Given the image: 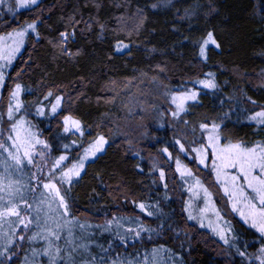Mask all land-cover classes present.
Here are the masks:
<instances>
[{
  "label": "trees",
  "instance_id": "obj_1",
  "mask_svg": "<svg viewBox=\"0 0 264 264\" xmlns=\"http://www.w3.org/2000/svg\"><path fill=\"white\" fill-rule=\"evenodd\" d=\"M33 21L39 36L28 30L6 73L0 101L10 85L20 83L27 109L26 115L20 111L15 118L23 117L26 127L48 143L51 159L67 155L68 167L98 136L107 140L71 188V215L56 217L61 224L70 222L56 242L62 249L69 228L76 244L88 245L87 251L74 253L75 264L93 257L96 264L101 257L104 264H259L254 255L262 238L255 228L235 213L227 214L229 242L213 235L224 248L219 253L203 235L213 232L188 218L186 193L176 190L178 180L166 175L165 189L148 155L158 156L168 148L175 159L180 155L176 139L190 155L187 143L201 136L200 123L220 124L232 142H264V127L249 119L264 108V0H38L13 14L0 9V35ZM209 30L215 31L221 48L210 46L204 60L196 41ZM62 32L68 34L63 44ZM209 78L216 88L197 83ZM187 89L199 93L197 100L187 102L182 120H174L169 94ZM49 91L53 95L45 99ZM56 96L62 97L61 105L52 114ZM8 104L0 106L7 130L14 122L8 121ZM37 107L45 114L38 115ZM65 116L80 121L84 134L65 133ZM128 122L137 130L124 127ZM7 130L0 142L10 146ZM186 164L207 183L205 170ZM33 169L24 168L22 184H28ZM173 190L175 198L170 197ZM25 197L35 207L40 194L34 198L26 191ZM138 203L150 204L155 216L145 215ZM131 219L153 231L133 239L140 229L128 224ZM48 226L54 227L51 222ZM29 228L17 232L29 236L39 231L35 221ZM20 243L22 249L11 264H23L26 257L32 264H47V257L32 253L46 246L43 240Z\"/></svg>",
  "mask_w": 264,
  "mask_h": 264
},
{
  "label": "snow or ice",
  "instance_id": "obj_2",
  "mask_svg": "<svg viewBox=\"0 0 264 264\" xmlns=\"http://www.w3.org/2000/svg\"><path fill=\"white\" fill-rule=\"evenodd\" d=\"M2 3H4V0H0V4ZM36 4L37 0H15L16 8ZM8 10L11 12L13 8L9 7ZM28 30L36 32L39 36L35 21L26 23L19 30L8 32L7 39L12 40L11 44L6 43L5 36H0V61H3V63H0V87H5V69L12 64L17 54L20 53ZM60 36L63 44L67 40L68 34L62 32ZM196 45L199 48V56L204 60L207 59L210 46H215L216 49L221 48L214 30L206 31L205 35L196 41ZM120 47L121 45L118 44L117 48ZM123 47H127V45H123ZM17 75L19 76V72ZM207 75L212 77L213 74L208 73ZM197 83L205 88H216L213 79L199 80ZM22 91H24L22 85L16 83L9 97L7 118L8 121L14 122L7 130L9 133L7 140L12 143L10 146H6L4 142H0V264H11L13 257L17 255V250L22 249L21 241H35L37 239L43 240L46 246L39 252L33 249V257L36 255L45 256L47 257V264H75L74 253L80 250L87 251L88 245L76 244L73 233L69 228L68 236L65 239V247L62 249L56 242L61 240L60 232L70 222L65 219L64 223L61 224L56 217L64 218L71 215V188L77 179L81 177L86 162L89 161L90 157H95L97 153L103 150L107 140L102 135L98 136L89 144L88 148L84 149L83 155L79 156L70 167L64 164L69 159L67 155H60L54 160L51 159L46 152L50 147L46 141L40 140L38 136L31 133L25 137L20 135L19 129L25 121L23 117L16 119L15 114L25 108L23 101L20 99ZM52 95L53 93L49 91L45 99ZM169 95L171 103L175 105V110L170 113L171 117L174 120H182L181 114L187 112V102L196 101L199 93L194 89H187ZM61 100L62 97L56 96V102L51 106L52 114H56L61 105ZM253 103L255 102L253 101ZM37 114L44 115V108L37 107ZM249 119L264 127V108L255 112ZM2 120L3 116H0V121ZM183 123L187 124L188 121H183ZM63 124L65 133L75 130L81 135L84 134L78 120L65 116ZM199 128L202 132L207 133V144L192 149L196 153L194 160L207 166L206 161L209 158L211 159L215 182L222 187L228 202L231 204L232 211L239 213L245 223H249L252 228L260 233L262 243L258 249L259 255L256 259L259 260V264H264V142H256L252 146H247L243 141L232 142L226 135H223L221 125L215 122L211 126L208 123H200ZM2 131L3 129H0V132ZM225 140H227V143L223 142ZM74 143L75 141H73ZM175 144L179 146L180 153L188 151L185 144L179 139L175 140ZM37 145H42L44 151L37 152ZM68 147V145H64L65 149ZM209 150L211 151L210 157ZM163 152L168 153L169 157L172 156V153L168 152V148H164ZM37 156L40 158L39 162L36 161ZM176 166V170L180 172L182 177L192 175L190 169L184 167L182 170L179 156L176 157ZM26 167L36 169L31 172L27 185L22 184L20 179L16 178ZM46 168L47 171H45ZM153 169H156L155 164ZM159 176L161 180L165 178L162 168L159 169ZM196 184L202 188L206 202L211 203L212 193L207 187L203 186L201 181L197 180ZM26 191L31 192L34 198L36 193L40 194V198L35 200V207L26 199ZM133 203L136 202L133 201ZM21 205H23V209ZM137 206L140 210L146 211L144 203H138ZM22 211L29 214L35 213V215H22ZM202 211L205 210L202 209ZM213 211H215L217 218H222L219 210L215 209L214 206ZM147 215L152 216L153 213L147 212ZM188 218L194 219L195 217L189 214ZM34 221L39 231L33 232L29 236L18 234L17 229L21 225L23 226L21 232H27ZM49 222L54 227H49ZM111 224V220L106 222L105 231L110 230ZM209 226L211 227V224ZM80 227L83 229L84 225ZM128 231L131 233L132 230L129 229ZM151 231L153 230L144 228L141 225L140 230L135 232L133 239L138 238L141 232ZM213 231H217V229L213 228ZM218 234L225 243L229 242L223 230H219ZM125 239L123 236L120 237L121 241H125ZM237 251L240 256H245L244 252H240L239 249ZM23 264H32V262L26 257ZM84 264H96V258L93 257L92 261H86ZM99 264H104L103 257L100 258ZM112 264H119V262L113 261Z\"/></svg>",
  "mask_w": 264,
  "mask_h": 264
},
{
  "label": "rangeland",
  "instance_id": "obj_3",
  "mask_svg": "<svg viewBox=\"0 0 264 264\" xmlns=\"http://www.w3.org/2000/svg\"><path fill=\"white\" fill-rule=\"evenodd\" d=\"M37 2H38V0H37ZM33 6L34 5H29V6L22 7V8H16L15 7V0H4V3L0 4V9H3L5 11L9 12V10H8L9 7H12L13 11H11L9 13L13 14V12H15L16 10L24 9V8H32ZM11 31L12 30H10L9 32H11ZM7 33L1 34L0 36H5L6 37V43L11 44L12 40L7 39ZM0 63H3V61H0ZM9 68H10V66L5 69L6 73L9 70ZM14 87L15 86L12 87L10 85V88L7 89V93L5 94L3 99L0 101V106H3L5 103L7 104L9 102L10 92L14 89ZM0 89H1V87H0ZM21 95H22V93H21ZM20 99H21V96H20ZM53 100L54 101L52 104H54L56 102V98ZM170 102H171V100H170ZM13 103H15V102L13 101ZM128 103H130V102L128 101ZM171 105H172V109L175 110V105H173L172 103H171ZM25 109H27V108L25 107L24 109L21 110L23 112L22 113L23 115H26ZM58 109H57V111H58ZM72 119H74V118H72ZM74 120H76V119H74ZM128 126L131 128H135L137 130V127L134 123L131 124V122H128V123L124 124V127H128ZM29 127L30 126L26 127L25 123L22 125V127L19 129L21 137H25V136L29 135V133L35 134L36 136H38L37 132L35 133V131L30 129ZM0 129H3V131L0 132V139H1L3 137L5 131L7 130V128L4 127V124L2 123V121H0ZM72 131L76 132L75 130H72ZM200 134H201V136L199 137L198 140L191 141L188 143L186 142L187 148L192 150V149L200 147L202 144L203 145L207 144V133L202 132ZM39 139L44 141L43 138L41 139L39 137ZM11 143L12 142H10V145H11ZM191 143H193V144H191ZM178 148H179V146H178ZM36 151L37 152L44 151L43 146L37 145ZM159 152L160 153L158 154V156H149L148 155L149 159L151 160L152 166L154 164L156 165V169L155 170L153 169V170H154V173L157 174L159 182L166 189V187H167L166 177L163 180H161L160 176H159V169H161V168L164 170L165 176L167 175L168 177H171V178L178 180L176 190L180 189V190L185 191V193H186V200L184 202V205L186 207V212H188V215L191 214V216L195 217L194 219L196 221H198L200 225L207 227L208 230L210 229L209 231L213 232L212 234H209L208 232L203 233V235L215 247V249L218 250L219 253H223L224 248L221 247L217 243V241L213 238H214V236H216V238H218V237L220 238V235L218 234L219 230H223L224 234L226 236H227V233L230 232L229 229L231 228V225H230L229 221L227 220V218H229V217H226L227 214L235 213L238 217L241 218V216L239 215V213L232 211L231 204L228 202V198L224 194L222 187H220L219 185L216 184L214 173H212V161H211V159L209 158L206 161L207 166H205V165L199 164L198 161L194 160V157L196 156V153L194 151H192V153L190 155L183 153L185 155V157H187L188 159H186L183 155H181V153H180V155H176V156H179V158L181 156L180 162H181L182 170L184 167L190 169L188 167V165L186 164V162L195 163V165L197 167V171L201 172V171L205 170L207 172V174H206V178H207L206 182L207 183L205 184L203 182V178L198 176L197 174H195L191 169H190L192 172L191 176L185 175L182 177L180 172H178L176 170V167H177L176 166V158L172 160V158L168 156V153L163 152V149H161V151H159ZM148 153L150 154V151ZM210 156H211V151L209 150V157ZM39 159L40 158L38 156V161H39ZM35 170L36 169L34 168L33 172ZM45 171H47V168L45 169ZM24 176H25V171L23 170V172L19 176H17L16 178L20 179V181L22 183V181L24 180ZM197 180L201 181L203 186L207 187L208 190L212 193V197H211L212 202L211 203L206 202L205 195H204L202 188L198 187L196 184ZM189 189H191V191H189ZM174 190L172 191V193H170L171 198H173V196L175 198V196H176ZM145 205H146V211L140 210L138 206H137V208L140 211H142L145 215H147V212H152V211L150 208V204H145ZM156 206H157V204H154L155 208H156ZM213 206L215 207V209L219 210L220 216L222 218H217L215 211H213ZM202 209L205 211H202ZM156 211H158L157 214L160 211V208L158 206L156 208ZM22 215H26V214L24 212H22ZM167 215L170 217V215L168 213H167ZM152 216H155V215L153 214ZM127 222H128V224L133 223V229L135 228L136 230H138L141 227V223L138 220H132L131 219V220H128ZM210 224H211V227L209 226ZM19 228H20L19 231H21L22 230L21 228H23V226L21 225ZM213 228H216L217 231H213ZM214 234H216V235H214ZM258 255H259V252H257V254L254 255L255 261H257L256 257Z\"/></svg>",
  "mask_w": 264,
  "mask_h": 264
}]
</instances>
